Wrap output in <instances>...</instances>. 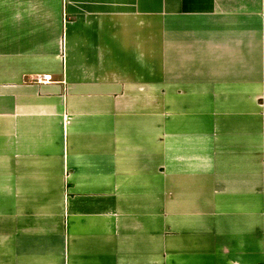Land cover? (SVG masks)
<instances>
[{
    "label": "crops",
    "instance_id": "crops-1",
    "mask_svg": "<svg viewBox=\"0 0 264 264\" xmlns=\"http://www.w3.org/2000/svg\"><path fill=\"white\" fill-rule=\"evenodd\" d=\"M0 264H264V0H0Z\"/></svg>",
    "mask_w": 264,
    "mask_h": 264
}]
</instances>
